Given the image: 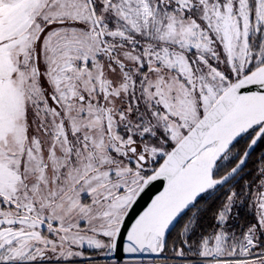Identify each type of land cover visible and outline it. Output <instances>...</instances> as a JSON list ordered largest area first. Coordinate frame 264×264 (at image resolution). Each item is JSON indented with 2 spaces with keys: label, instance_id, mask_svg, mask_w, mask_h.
Instances as JSON below:
<instances>
[{
  "label": "snow or ice",
  "instance_id": "6c2138e0",
  "mask_svg": "<svg viewBox=\"0 0 264 264\" xmlns=\"http://www.w3.org/2000/svg\"><path fill=\"white\" fill-rule=\"evenodd\" d=\"M0 264H264V0H0Z\"/></svg>",
  "mask_w": 264,
  "mask_h": 264
},
{
  "label": "water",
  "instance_id": "95a60500",
  "mask_svg": "<svg viewBox=\"0 0 264 264\" xmlns=\"http://www.w3.org/2000/svg\"><path fill=\"white\" fill-rule=\"evenodd\" d=\"M163 182H156L153 187L150 188V190L147 191V193L143 196L141 201L139 202V205L136 209L137 213L142 212L147 205L151 202V199L155 197V195L159 194L160 191H162ZM125 259H127V256L125 255ZM147 259V257H146Z\"/></svg>",
  "mask_w": 264,
  "mask_h": 264
}]
</instances>
